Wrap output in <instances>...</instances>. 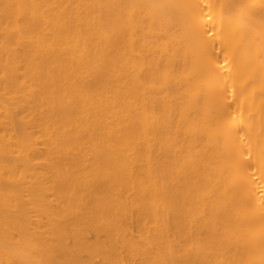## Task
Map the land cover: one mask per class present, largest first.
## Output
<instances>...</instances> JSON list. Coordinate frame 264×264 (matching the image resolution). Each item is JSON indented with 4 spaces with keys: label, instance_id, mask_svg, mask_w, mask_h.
Returning a JSON list of instances; mask_svg holds the SVG:
<instances>
[{
    "label": "bare ground",
    "instance_id": "obj_1",
    "mask_svg": "<svg viewBox=\"0 0 264 264\" xmlns=\"http://www.w3.org/2000/svg\"><path fill=\"white\" fill-rule=\"evenodd\" d=\"M0 264H264V0H0Z\"/></svg>",
    "mask_w": 264,
    "mask_h": 264
}]
</instances>
